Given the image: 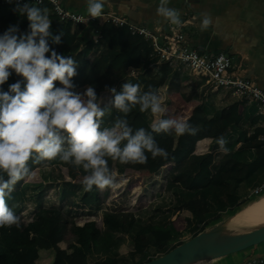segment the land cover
<instances>
[{
    "label": "trees",
    "instance_id": "16d2710c",
    "mask_svg": "<svg viewBox=\"0 0 264 264\" xmlns=\"http://www.w3.org/2000/svg\"><path fill=\"white\" fill-rule=\"evenodd\" d=\"M15 3L0 2V35L10 25L19 24V34L30 33L29 21L20 16ZM47 10L51 21L50 35L45 37L51 52L71 57L74 60L76 74L71 78V91L84 94L89 86L96 92V103L100 94L109 95L110 103L101 104L104 111L100 118V131L111 129L118 120L125 121L133 134L144 129L151 135L159 147L168 152L167 159L152 158L157 169L172 165L166 178L163 194L142 214L120 210H104L106 193L95 186L86 190L82 182L67 181L61 168L74 164L64 162L60 156L53 160L35 161L38 154L28 162L30 172L38 171V182H17L12 192L6 197L8 206L19 217L17 224L0 227V264H39L43 251H53L52 264H121L120 248L128 240L133 250L128 254L130 263L144 264L159 258L177 246L206 231L207 227L218 222L224 215L241 208L255 197L250 192L264 180V130L249 132L257 123L254 118L258 112L256 103L250 104L241 111L240 102L222 108L215 102L212 88L206 80L186 71L184 66L172 68L168 64L158 63L151 42L143 36L133 35L128 27L109 30L104 26L98 42L91 34V26L72 27L57 20L49 6H36ZM59 42H56V38ZM37 37V43L39 42ZM93 51L98 55L90 60ZM23 78L15 73L3 85V90ZM138 85V97L150 93L157 97L160 93L177 92L186 102H198L191 117L186 120L193 128L198 129L195 135L178 136L174 129L168 132H155L153 125L161 119H170L167 115L153 114L151 109L141 111V104H129L130 110L125 113L115 108L114 97L123 91V85ZM56 87H61L59 81ZM115 89V92L112 91ZM210 90V91H207ZM212 91V92H211ZM111 92V93H109ZM87 99V97H85ZM64 133L60 130V135ZM224 137V152L216 142ZM65 139V138H64ZM211 139L209 153L197 154L196 146L200 141ZM127 140L121 141L123 148ZM62 147L67 150V139ZM210 155L214 157L211 166L212 175L206 173L203 164ZM111 163L118 175L127 172L126 164L109 156L104 157ZM77 170L86 175L82 165H75ZM7 179L5 173H0ZM50 191H55L60 204L47 199ZM72 201L77 210L101 212L103 226L97 221H87L83 225L69 220L62 206ZM27 206L34 208V218L22 221V214ZM187 212L186 230L191 237L183 240L184 233L175 226L172 218ZM70 235V240L67 236ZM67 242V248L61 244Z\"/></svg>",
    "mask_w": 264,
    "mask_h": 264
},
{
    "label": "clouds",
    "instance_id": "9594fccd",
    "mask_svg": "<svg viewBox=\"0 0 264 264\" xmlns=\"http://www.w3.org/2000/svg\"><path fill=\"white\" fill-rule=\"evenodd\" d=\"M15 3L14 11L26 16L31 31L20 35L19 24H13L0 35V173L7 175V179L0 175V227L12 226L19 221L6 197L17 182L32 175L28 162L34 153L38 154L36 162L60 156L64 162L82 165L85 172L91 169V174L85 175L82 181L86 190L93 186L103 190L115 185L105 156L124 164H145L148 160L146 151L153 159L168 157L167 150L159 147L144 129L133 134L125 121L118 120L113 128L100 131L99 120L104 111L96 103L94 88L89 86L84 94L71 91V78L76 74L74 60L55 51L51 52L50 58L46 55L50 49L45 37L50 35L51 27L47 10L21 4L20 0ZM168 3L169 0H160L157 15L180 25L179 12L166 7ZM104 7L105 0H88L87 14L100 17ZM210 23L206 16L202 28L206 29ZM37 37H40L38 43ZM56 42H59L58 37ZM13 73L23 78V87L18 80L3 90ZM57 81L64 87H56ZM138 90V85L124 84L123 91L114 97L115 108L127 113L129 104L140 103L141 111L150 108L156 114L163 110L156 96L146 93L138 97ZM172 129L178 136L195 135L198 131L188 122L174 119H161L153 125L155 132ZM60 130L68 134L67 150L62 147L65 139ZM123 140H127V144L121 148ZM216 142L222 151H228L224 147V137L217 138Z\"/></svg>",
    "mask_w": 264,
    "mask_h": 264
},
{
    "label": "crops",
    "instance_id": "0c3cea01",
    "mask_svg": "<svg viewBox=\"0 0 264 264\" xmlns=\"http://www.w3.org/2000/svg\"><path fill=\"white\" fill-rule=\"evenodd\" d=\"M62 2L63 5L71 11L87 14L88 0H62ZM159 6L160 0H105L103 12L121 15L128 22L139 27L147 28L161 37L171 35L173 24L165 17L157 15V8ZM165 6L176 9L179 12L180 18L183 17L184 14L188 15V24L184 28V33L186 35V41L192 49L208 56H216L219 53L228 55L232 59L234 70L237 71L241 77L254 81L264 92V0H169V3ZM206 16L210 19L211 23L205 29L202 28V21ZM104 26L109 27V30L120 28L113 24H104L103 27ZM95 27V25H92L90 28V37L92 38L93 29ZM103 27L100 26L101 30ZM97 55L98 52L93 51L89 59L93 60ZM212 91L213 93H217L219 97H223L219 99L220 105L216 102L215 97L216 104L222 108H228L230 105L240 102L241 104H245L241 107V111H243L245 107L250 106L252 103H256L258 105V112L255 113L253 119L258 118V121L250 125V127L248 126L249 124L246 125V127L251 133L257 129L264 130V113L259 103L244 97H236L232 95L231 91L222 92L213 89ZM101 95L102 93L100 94V100ZM110 95H112V93ZM185 104L188 112L184 121L191 117L197 106V104L192 102H185ZM165 115L169 117L167 112ZM170 119L172 118L170 117ZM61 136L64 138L65 132ZM262 140H264V137ZM210 144L211 139L200 141L196 146V153H209ZM210 157H212V155H210ZM209 158L207 160H209ZM43 164L46 166L47 160H45ZM108 165L109 174L114 177L115 185L108 187L106 191L102 190L103 193L107 194L106 199L110 196V189L115 187L119 181L127 182L131 180L132 184L140 183V179L144 176H158L164 169L168 167L173 168L172 165H168L158 170L154 160L148 159L145 164L127 163V172L124 175H118L112 164L108 163ZM211 166L212 164L207 161L203 164L204 171L210 173V175H212ZM70 167L71 165L67 168ZM78 172L82 173L79 170ZM35 174L36 172L29 177L28 181L38 182ZM151 181L154 182L156 180L155 178H151ZM250 197L251 192L249 198ZM263 197L264 196L261 198ZM47 199L50 198L47 197ZM257 201H253V203ZM58 202L59 200L57 197L56 203H53L58 205ZM247 204L241 207L239 211H244ZM120 211L135 213L132 210ZM239 211L235 213L233 217L240 213ZM233 217L228 218V220ZM241 255L239 261L235 259L234 261H228L227 264H245L246 261L259 257L264 259V243L257 248H252L250 252H243ZM219 261H221V259L205 264H221Z\"/></svg>",
    "mask_w": 264,
    "mask_h": 264
},
{
    "label": "built area",
    "instance_id": "2783aa9c",
    "mask_svg": "<svg viewBox=\"0 0 264 264\" xmlns=\"http://www.w3.org/2000/svg\"><path fill=\"white\" fill-rule=\"evenodd\" d=\"M4 4H10L9 0H0ZM12 3H15L13 0ZM21 4L49 6L58 21L72 27H87L95 25L93 38L98 42L101 36V28L104 24H113L117 27H128L133 35L143 36L151 42L159 64H168L172 68L184 66L186 71L206 80V84L215 91H231L236 97H244L259 103L264 113V92L252 81L241 77L234 70L232 59L219 53L216 56H208L192 49L187 41L184 28L188 24V15L180 18L181 24L174 25L172 34L161 37L151 30L139 27L128 22L123 16L115 13H105L100 17L93 18L88 14H82L67 9L62 0H20ZM16 4V3H15ZM104 23V24H103ZM264 194V181L251 191V197H260ZM245 264H264L263 258H254Z\"/></svg>",
    "mask_w": 264,
    "mask_h": 264
},
{
    "label": "rangeland",
    "instance_id": "374dc122",
    "mask_svg": "<svg viewBox=\"0 0 264 264\" xmlns=\"http://www.w3.org/2000/svg\"><path fill=\"white\" fill-rule=\"evenodd\" d=\"M61 87H64L61 85ZM210 91V90H207ZM212 92V91H211ZM212 94L216 97V102L220 105V98H223L222 96L219 97L217 93ZM110 94L109 95H101V100L99 102V106L101 104L108 105L110 103ZM185 99L182 97L180 93L172 92V93H166L162 91L160 93L159 102L162 107V111L157 113L158 116L164 115L166 112L169 115V118L171 117L174 120L177 121H184L187 117V107L185 104ZM198 105V102H192ZM218 105V106H219ZM68 134L65 132L64 138L67 139ZM67 145L68 142H67ZM45 161V160H44ZM208 162L210 164H213L214 157L209 158ZM109 166V165H108ZM147 169V168H146ZM172 167H168L167 169H164L160 175L147 177L144 176L140 179V183L132 184L131 180L127 182L119 181L117 182L116 186L111 188L109 193L110 196L108 199L104 201L103 209L107 210H132L136 214H142L146 210H148L153 202H156L158 200V194H163L165 190L166 185V177L168 176L169 171H171ZM61 171L63 172V175L65 176V179L67 181H75V182H82L83 178L86 174L78 172L77 168L74 166V164L71 165L70 168H61ZM38 171H36V180H40L39 175L37 174ZM148 174V173H146ZM145 175V174H144ZM151 178H155L156 181L155 184L153 181H151ZM29 179V178H28ZM27 179V181H28ZM33 180V178H32ZM35 180V179H34ZM32 182V181H30ZM104 191L107 190V188L103 189ZM264 196V194L262 195ZM260 197H255L252 200L248 202L246 205V208L250 206L253 201H257L260 199ZM51 200V203H56L57 196L54 191H50L47 195ZM252 201V202H251ZM58 204H60L58 202ZM245 205V204H244ZM67 212H70L68 214L69 220L72 222H76L79 225H83L87 221L93 220L97 221L100 226H103V216L100 212H94V211H85V210H77L74 206L72 201H67L62 205ZM243 207V206H242ZM240 210V208L235 209L234 211L230 212L227 215H224L218 222L213 223L209 227H207L206 230H209L210 228L226 221L228 218L232 217L235 213H237ZM188 216L187 212H182L181 214H177L172 218V221L174 222L175 226L179 231L185 232L186 230V218ZM34 218V208L32 206H27V209L22 214V221L27 222ZM191 237V235L187 232L184 233L183 240H188ZM71 236H67V240H70ZM63 248H67V242L62 244ZM133 250L132 244L126 240L125 244L120 248V261L121 264H128L130 263L128 254ZM251 249H248L247 252H250ZM246 252V251H245ZM243 252L228 256L221 259V264H227L228 261H234L237 259L239 261L241 259V254ZM53 251H43L41 259L39 260V264H51L53 261ZM205 264V263H204ZM229 264V263H228Z\"/></svg>",
    "mask_w": 264,
    "mask_h": 264
},
{
    "label": "water",
    "instance_id": "95a60500",
    "mask_svg": "<svg viewBox=\"0 0 264 264\" xmlns=\"http://www.w3.org/2000/svg\"><path fill=\"white\" fill-rule=\"evenodd\" d=\"M263 243L264 224L232 227L227 219L144 264H204L257 248Z\"/></svg>",
    "mask_w": 264,
    "mask_h": 264
},
{
    "label": "bare ground",
    "instance_id": "6f19581e",
    "mask_svg": "<svg viewBox=\"0 0 264 264\" xmlns=\"http://www.w3.org/2000/svg\"><path fill=\"white\" fill-rule=\"evenodd\" d=\"M241 211L235 217L232 216L233 218L229 220V226H256L264 224V197L244 211Z\"/></svg>",
    "mask_w": 264,
    "mask_h": 264
}]
</instances>
